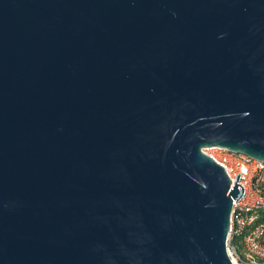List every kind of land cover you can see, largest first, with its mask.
I'll list each match as a JSON object with an SVG mask.
<instances>
[{
	"label": "water",
	"instance_id": "1",
	"mask_svg": "<svg viewBox=\"0 0 264 264\" xmlns=\"http://www.w3.org/2000/svg\"><path fill=\"white\" fill-rule=\"evenodd\" d=\"M213 148L264 163V0H0V264H232Z\"/></svg>",
	"mask_w": 264,
	"mask_h": 264
},
{
	"label": "built area",
	"instance_id": "2",
	"mask_svg": "<svg viewBox=\"0 0 264 264\" xmlns=\"http://www.w3.org/2000/svg\"><path fill=\"white\" fill-rule=\"evenodd\" d=\"M203 152L223 167L231 188L235 182L244 188L237 203L232 198L227 237V252L232 264H264V163L219 148Z\"/></svg>",
	"mask_w": 264,
	"mask_h": 264
}]
</instances>
